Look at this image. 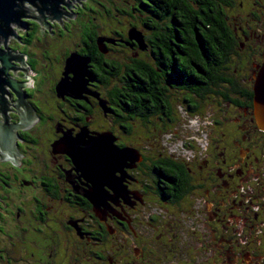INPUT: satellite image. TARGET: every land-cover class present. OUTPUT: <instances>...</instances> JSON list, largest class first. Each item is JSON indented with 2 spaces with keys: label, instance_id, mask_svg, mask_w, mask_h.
<instances>
[{
  "label": "flooded vegetation",
  "instance_id": "af4514ba",
  "mask_svg": "<svg viewBox=\"0 0 264 264\" xmlns=\"http://www.w3.org/2000/svg\"><path fill=\"white\" fill-rule=\"evenodd\" d=\"M68 2L73 8L59 4V10L67 13L68 9V13L77 12L81 16L86 9L84 0H79L80 4L76 0ZM22 6L29 15L39 16L32 4L24 1ZM149 6L150 12L159 11L157 5ZM224 11L232 30L228 41L233 54L231 60L234 64H247L242 74L246 75L245 82L250 84L253 93L255 77L264 64V0H227ZM48 22L49 30L36 18L20 17L13 23L18 26L17 38L8 35L6 40L10 53L24 57L23 61L14 63L15 68L25 70L9 69L8 72L16 82L25 84L20 89L24 101L39 120L24 131L12 128L14 136L24 142L14 140L15 149L24 156L20 158V168L7 160L0 162V264H161L160 260L164 264H205L207 261L217 264L216 256L218 264H252L249 251L237 239L232 243L231 238L225 237L232 226L234 238L240 237L248 215V207H243L245 201H240L235 208L241 216L232 217L228 209L233 208L228 205L231 194L256 190L258 183L264 184L258 180L264 175V143L261 142L264 130L255 120L253 94L244 100L249 101V106L238 108V114L229 119L230 124L211 125L212 107L207 102L211 100L210 95H197L201 98L193 100L194 107L184 108L191 114L206 105L204 115H208L205 118L208 124L201 130L211 135L212 153L215 148L212 157L211 152L200 153L202 143L197 129L191 135L186 134L179 154L160 152L158 136L148 139L149 147L142 146L140 150L136 146L139 142L135 144L127 138L128 132L116 127L120 135L113 133L115 107L104 96L110 86L113 94L119 95L122 74L109 72L105 60L111 59L108 54L117 49L115 46L121 48L125 44L108 34L101 35L105 41L100 42V49L95 48L86 37L92 30L81 23L77 40L54 52L51 33L57 23L51 19ZM172 24L175 31L183 28L176 22ZM170 35L166 32L164 36ZM4 42L0 35V47ZM72 53L85 61L84 86L80 90L74 87L58 91L66 59ZM126 61L131 64L132 59ZM115 63L118 67L126 65L117 59ZM234 71L236 76L241 74L236 68ZM4 88L10 95L9 98L3 94L10 109L6 111L7 124H18V111L12 106L18 104V97L7 86ZM176 93L181 92L168 98L171 103ZM40 95L45 96L48 110L38 104ZM115 101L111 102L117 105ZM181 102L184 104L183 99ZM181 102L179 108L183 105ZM164 108L155 109L157 121L164 122L165 118V122L179 125L182 119L175 117L173 107ZM18 110L26 112L25 105L18 106ZM97 111L112 116V124L108 122L104 133L112 136L113 146L134 152L125 157L123 167L115 172L121 188L105 186L98 204L97 199L91 200L84 194L90 183L58 143L65 134L79 140L83 132L103 131L88 123ZM0 119L3 122L1 115ZM191 142L198 148L193 149ZM38 143H42L41 149L37 148ZM14 158L19 160L16 155ZM183 167L187 174L183 173ZM184 175H190L193 181L189 188L183 189L187 198L179 205ZM10 191H14L17 201L11 198L10 202ZM250 215L254 220L257 218V213L250 211ZM9 222L12 229L5 227ZM64 252L68 253L67 260L61 258ZM207 252L209 255L212 252L213 263L202 259ZM157 253L153 261L150 255Z\"/></svg>",
  "mask_w": 264,
  "mask_h": 264
},
{
  "label": "trees",
  "instance_id": "16d2710c",
  "mask_svg": "<svg viewBox=\"0 0 264 264\" xmlns=\"http://www.w3.org/2000/svg\"><path fill=\"white\" fill-rule=\"evenodd\" d=\"M93 1L101 5L103 4L98 0ZM124 1L128 5L125 7L127 10L125 8L121 9L122 12L127 13L131 17L134 16L135 12L139 14L143 13L146 16L140 24L142 28L148 30V34L146 36L141 34L142 44H139L135 39L129 38L130 32L128 33V30L126 33L121 30L109 31V34H112L115 41H121L133 49L134 52L140 51V54L143 52L141 56L133 55L127 57L126 60L132 59L131 64L122 59L120 62L126 63L125 66L118 67L114 57L105 60L108 64L106 69L109 72L113 71V73L118 72L122 74L120 76L121 81L118 82L119 95L113 94L111 86L110 88H106L104 92L105 98L110 101L109 105L112 108L115 107L113 108V116L116 117L113 120L115 128L117 127L120 131L128 132L127 138H131L130 135L135 126L146 128L151 125L154 128H159L161 132L173 131L176 128L174 122H165V118L164 122L157 121V114L154 112L155 109L162 106H166L164 109L172 106V111L176 117L179 109L178 105L173 101L171 103L169 99L172 94L180 91L189 93V95L182 96L184 104L180 100L184 108L194 107L193 100H200L201 98L197 95L201 94L204 97L207 95L211 96V100L207 101L212 108L215 105L213 113L209 116L211 125H214V120H217V125L224 122L220 116L224 112H228L229 110L236 111L238 108H243L246 105L249 106V101L244 102V100L252 97L253 93L250 84L245 82L244 78L246 75L242 74V69L247 67V64H234L231 60L233 54H231L232 49L229 48L228 41L232 30L227 24L224 11L227 0ZM91 2H84L86 8L84 11L88 13L91 11L97 12L98 8L96 9V5H91ZM151 3L157 5L159 11L150 12L149 9L151 7L149 5ZM79 17L78 19H80ZM90 20H92V17L88 15V22L83 24L84 22L81 19L79 22H83V25L92 30L93 33H87L86 37L88 40H92L95 48L100 49L98 41L100 39L105 41V39L98 36L103 34L98 32L96 24ZM175 22L181 24L183 28H178L177 31L172 29V23ZM128 24L132 29L138 31L137 25L132 22ZM166 32H170L171 35L169 37L164 36ZM130 44L133 46L131 47ZM142 45H146L145 48ZM232 59L234 60V58ZM100 65H104V62H101ZM235 68L238 72L241 71L239 76H236ZM112 99L117 100L115 101L117 105L112 104ZM202 110L203 105L196 111H192L191 116H196L199 113L197 115L205 121L206 116ZM236 112L238 114V111ZM201 118L200 120H202ZM136 122L137 124H135ZM199 125L200 122H198ZM201 128L204 129V126L202 125L197 129V137L203 143L204 133ZM186 133L180 134L177 131L174 134L178 138H185ZM156 136H158L157 133H155L154 137ZM156 139L160 146V135ZM261 142L264 143V137ZM191 145L193 149L196 147L193 142H191ZM159 149L160 152L169 153L163 151L161 146ZM186 172L184 171L183 173L185 174ZM258 180L264 183V175H260ZM192 181L193 179L190 175H184L183 187L179 194V205H182L187 198L183 189L189 188L192 185ZM248 199L253 202L260 201V203H264V193L263 195H257L256 190H250L245 197L239 191H234L228 204L230 207L233 206V208H228L231 209L229 211L233 218L234 216H241V213L237 211L235 206L240 201H245L243 207L247 206L246 201ZM250 211L251 214L252 212L257 213L255 220L250 215ZM246 218L245 229L240 237L234 238L232 232L233 226L229 228L228 234L224 237L231 238L232 243L237 239V242L242 244L247 249L246 251H249L253 263L262 264L264 259V204L263 206L259 205L257 209L255 207H248Z\"/></svg>",
  "mask_w": 264,
  "mask_h": 264
},
{
  "label": "water",
  "instance_id": "95a60500",
  "mask_svg": "<svg viewBox=\"0 0 264 264\" xmlns=\"http://www.w3.org/2000/svg\"><path fill=\"white\" fill-rule=\"evenodd\" d=\"M24 1L35 6L39 12V16L29 15L23 9L22 2ZM68 1L71 0H0V35L5 39L4 46L0 47V115L4 122H1L0 119V162L7 160L17 168H20L22 165L20 163V158H24V156L18 153L15 149L14 140L18 139L21 143L24 142L17 136H14L12 128L22 129L24 131L39 120L29 104L24 101V95L20 89L21 87H24L25 84L16 82L8 72L9 69L14 71L18 69L24 70L21 68H15L14 66L16 61H23L24 57L10 53V49L7 48L6 45L8 35H13L17 38L15 36L16 32L10 29L9 24L11 22H18L20 17L36 18L46 29L49 30V20L47 19H56L60 22V17H62L61 14L72 18L73 14L62 12L58 7L59 3H61L68 9L73 8ZM76 1L79 3V0ZM129 38L135 39L139 44H142V36L135 29L130 32ZM98 42L100 46V42H103V39H100ZM76 63H78V66H81L82 69H74L73 65ZM85 67V61H83L79 55L75 53L70 54L66 59L62 77L57 84L56 90H62V86L65 85H70L73 89L74 87H77L76 89L80 90L84 86L83 75H85ZM69 72H71V76L68 75ZM4 86H7L9 90L18 97V104L12 105L18 111L20 117V122L18 124H7L9 118L6 111H10V109L8 108L9 104L6 102L3 94L6 93L9 98L10 95L5 90ZM20 105H25L26 112L18 110V106ZM253 113L257 126L264 130V64L255 77L253 85ZM79 138V140L77 137H73L72 139V137L65 134L63 139L58 141V143L62 145L64 151L77 166L76 168L81 171L83 176L90 183V186L86 190L87 192L84 194L93 200L94 196L97 194V189L100 191L102 190L104 193L105 186L110 189L121 188L119 183L120 178L119 176H114L115 172L123 167L122 161L125 160V157L134 152L127 148H115L113 146L112 136L109 133L88 134L83 132ZM122 154L124 157L120 156ZM14 155L18 156L19 160H16Z\"/></svg>",
  "mask_w": 264,
  "mask_h": 264
},
{
  "label": "rangeland",
  "instance_id": "374dc122",
  "mask_svg": "<svg viewBox=\"0 0 264 264\" xmlns=\"http://www.w3.org/2000/svg\"><path fill=\"white\" fill-rule=\"evenodd\" d=\"M84 1H88L91 2L93 0H84ZM101 1L103 4H98L95 1L91 2V5H96V9L98 8L97 12H93L91 11L90 13L86 12L83 10V13L81 14V16L79 17L81 19V21L83 20V22H79L80 19H78V14L77 12H75V14L72 16V18L66 16V15H62V17L60 18V22L56 19H52L51 22H56L57 26H55V30L54 33H51V49L54 48V52H57L58 49L61 46H71L72 40H77L78 35H79V27L81 26V23L85 24L86 22H88V15H90L92 17V20H90L91 22L95 23L97 26V30L98 32L102 33V37H106L107 34H109V31L112 30H121L124 31L125 33L128 30L129 32H132L133 29L129 26V22H132L133 24L138 26V32L140 34L143 35H147L148 34V30L144 29L141 27V21L144 19V17H146L143 13H137L135 12L134 16L131 17L129 16L127 13L122 12L121 9H124L128 4L124 1V0H98ZM130 1V0H127ZM61 4V3H59ZM63 5V4H61ZM65 6V5H64ZM31 7V6H29ZM32 8V7H31ZM118 8V9H117ZM125 10H127L125 8ZM68 12H70L67 9ZM67 12V13H68ZM70 14V13H69ZM64 17V18H63ZM70 18V19H69ZM78 19V20H77ZM50 20V19H47ZM13 23L15 22H11L9 24V27L12 31H17L18 26L14 25ZM57 29H59V31H57ZM132 34V33H131ZM135 34V33H134ZM10 38H12V35H9ZM101 37V34H100ZM57 39V40H55ZM100 39V38H99ZM61 40V41H58ZM115 48H117L115 51H111L108 56L110 57H114L117 60H126L127 57L129 56H133V55H138L141 56L143 54H140V51H133V49H131L129 46H123L122 48H119L118 46H115ZM145 54V53H144ZM145 56V55H144ZM143 57V56H142ZM74 64V63H73ZM73 68L75 69H79L78 63H76L75 65H73ZM55 69L59 70L58 68L55 67ZM56 70V71H57ZM60 81V80H59ZM63 88H61L62 90H65L66 88L70 89L72 88L70 85H65L62 86ZM102 89H104V87H102ZM181 92V91H180ZM184 95V92L181 93H176L175 96L171 99L173 102L176 103V105H180L179 102L180 100H182V96ZM189 95V94H188ZM177 100V101H176ZM38 104L40 105L41 108H43L44 110H48L49 104L46 102V98L43 95H40L37 99ZM53 105V98L51 97V106ZM215 107V105H214ZM214 107L212 108L211 112L213 113ZM179 108V107H178ZM204 112H206V107L205 105H203V110ZM177 116L178 118L182 119L179 120V125L176 124V130L178 131V133L180 132V134H183L184 132H187L186 134L191 135L194 131H196V129H198V127H201L202 125L208 124L205 123L206 121H202L200 120L201 117H197L196 116H191V114L185 112L184 107L181 106L178 111H177ZM221 113V112H220ZM199 114V113H197ZM237 115V112L235 110H229L228 112H224L223 114H221V118L224 120V124H230V118H233ZM205 116L208 118V115L205 114ZM111 115H102L101 112L97 111V114L93 116V118L90 120L89 125H91V127L93 128H100L103 131H100L99 134H104V131H106L107 129V125L108 122L111 121L112 124V119H111ZM198 122H200V125L198 126ZM137 124V122L135 123ZM214 125H217V120H214ZM158 127V126H157ZM160 131L159 128H154L153 126L149 125V127L144 128L143 126H135V128L133 129L132 133H131V138L132 141L136 144V142H139L140 144H136L137 147H139L140 150H142V148L145 147H149L148 146V139L153 138V136L155 135V133L158 134V137L160 135L161 141L160 146L162 147V149L164 151H167L169 153H173V154H179V152H181V149H183L184 147L182 146V142H185V138L178 139L176 140L177 135L174 134V130L173 131ZM113 133L115 135H120V132L117 130V128L113 127ZM162 133V135H161ZM165 134V135H164ZM205 134V139L206 141H204L202 143V145L199 146V151L201 152H211L212 150L210 149L209 145L212 143V138L210 139L211 135L210 134ZM203 134V135H204ZM163 137V138H162ZM148 138V139H147ZM190 139H192V137H190ZM210 139V140H209ZM193 140V139H192ZM209 142V143H207ZM217 144V143H216ZM206 145V147H205ZM143 146V147H142ZM42 147V143H38L37 148L41 149ZM146 149V148H144ZM214 151L215 148H213V153L209 156H213L214 155ZM121 157H124V155H120ZM237 164V161L235 162L234 165ZM232 165V169L235 168V166ZM103 182V181H102ZM104 183V182H103ZM94 186V185H93ZM258 189H256L257 191V195H263L264 193V184H259L258 183ZM260 186V187H259ZM97 194L96 196H94L95 199H97V204L101 203L100 199L103 195V191L97 189ZM242 195H246L248 192L247 191H239ZM9 197H10V202L14 199L15 201H17L18 199L16 198V195L14 193V191H10L9 192ZM12 198V200H11ZM9 200V199H8ZM263 200V199H262ZM253 203V205L251 204ZM255 207L257 209V207L259 205L263 206L264 203H260V201H250L249 199L246 201V205L248 207ZM238 214V213H235ZM9 221V220H8ZM7 221V222H8ZM11 221V220H10ZM5 227L7 229H12L13 225L9 222L5 225ZM152 249H154L153 247H151ZM155 251V250H154ZM70 253V251H67ZM64 252L62 253V257L64 260H67V255L68 253ZM161 253V252H160ZM138 254V253H137ZM158 254H155L154 256L151 254L150 258L154 261L156 259V256L158 257ZM201 254V253H200ZM204 258H206L207 260H209V263L212 262L213 260V254L212 252L204 253L203 256V260ZM218 257H215V261L218 264ZM160 262H162L161 264H164V260H160ZM205 262V261H203ZM213 263V262H212ZM208 264V261L207 263ZM262 264H264V259Z\"/></svg>",
  "mask_w": 264,
  "mask_h": 264
}]
</instances>
